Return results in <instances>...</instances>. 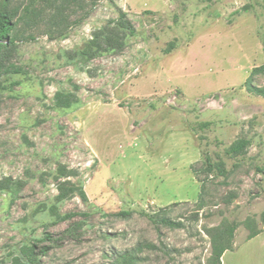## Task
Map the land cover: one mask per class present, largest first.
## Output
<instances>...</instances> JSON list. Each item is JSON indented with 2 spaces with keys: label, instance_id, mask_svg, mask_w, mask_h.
Here are the masks:
<instances>
[{
  "label": "rangeland",
  "instance_id": "374dc122",
  "mask_svg": "<svg viewBox=\"0 0 264 264\" xmlns=\"http://www.w3.org/2000/svg\"><path fill=\"white\" fill-rule=\"evenodd\" d=\"M118 8L138 34L85 61L78 49ZM0 12L15 24L9 63L27 72L0 93V264H216L219 249L224 264L238 247L226 261L264 264V236L243 243L264 217V98L245 83L264 64V0H0ZM215 32L228 59L179 70ZM66 95L81 106L64 114Z\"/></svg>",
  "mask_w": 264,
  "mask_h": 264
},
{
  "label": "trees",
  "instance_id": "16d2710c",
  "mask_svg": "<svg viewBox=\"0 0 264 264\" xmlns=\"http://www.w3.org/2000/svg\"><path fill=\"white\" fill-rule=\"evenodd\" d=\"M113 2V0H109ZM33 5V4H32ZM151 13V11H149ZM27 13H32V9L28 8ZM15 29V24L12 21L11 17L6 14V12H0V93L4 91L15 92L14 86L22 85V80L19 78L26 75V70L23 66L16 65L14 63H9V46L15 43L14 38L11 37L12 31ZM138 34L136 28L132 24L131 20L128 18V13L118 8V16L115 20L109 21L105 26L100 29L98 32L94 33L91 38L86 40L84 44L78 49V55L85 61H89L99 55L104 53H111L116 51H121L123 47L129 42L132 37H135ZM258 36L261 39L262 47L264 50V36L258 33ZM177 48V41L173 40L168 43L167 47L164 49L165 53H170ZM264 73V64L253 67L247 80L245 81L248 89L254 94L262 96L264 98V87H257L253 85V78L257 74ZM65 103L60 106L62 113L67 114L77 110L81 103L78 100L72 101L70 96H65ZM211 124L209 121L200 122V128L208 127ZM248 140H239L231 145L230 148L226 150L227 154H233L240 152L247 144ZM207 158V155H206ZM208 159V158H207ZM210 165V164H209ZM77 213H67L59 214L58 219L64 220L70 218ZM121 215H129L130 212L127 210L120 211ZM164 222L170 225L180 226V222L174 223L169 219H164ZM264 224V217L261 221ZM68 230H64L61 236H64ZM261 231H254L251 234V237L257 235ZM47 240L52 242L59 241L52 239L50 235H46ZM224 252L223 249H219L214 256V262L216 264H221V255ZM122 258L124 263H130L135 257L129 253H124ZM123 261V260H121Z\"/></svg>",
  "mask_w": 264,
  "mask_h": 264
},
{
  "label": "crops",
  "instance_id": "0c3cea01",
  "mask_svg": "<svg viewBox=\"0 0 264 264\" xmlns=\"http://www.w3.org/2000/svg\"><path fill=\"white\" fill-rule=\"evenodd\" d=\"M211 35H212V37H211L212 39L211 38L209 39V44L207 45V48H204L202 46V43H201L202 39L201 38L205 37V35H202V36H199L198 38H196V40L193 43H190L185 52H181V54H180L181 59L180 60L183 61L184 64L179 67V70H182V71L186 70V67L184 65H185V63H188V65H189L188 69H192V70H195V69L198 70L199 69V70H205V72H206V71H208L207 64L209 65L212 58L216 59V58H220L221 56H223L225 59H228V53L226 54L225 52L222 51V49L224 48L223 41H228L227 37H226L227 34L223 35V34L215 32V33H211ZM214 45L216 46V48H214ZM226 46L228 47V42L226 43ZM219 48L221 49V51L218 50ZM173 66H174V64H171L170 67H168V69H167L168 72L170 71V73H172L170 68ZM170 81H171V83H173L175 85H178L177 83L179 82V80L177 78L174 80H171V78H170ZM260 229H261V231L257 235L249 238L248 240L244 241L243 243H245L247 241L255 240L256 238H258L260 236H264V224H262ZM237 249H239V247L236 248L235 250H232V251L228 250L227 252H225V254L223 256L224 257L223 258L224 264H237L233 260L226 261V257H228V254L236 252ZM229 259H230V257H229Z\"/></svg>",
  "mask_w": 264,
  "mask_h": 264
}]
</instances>
